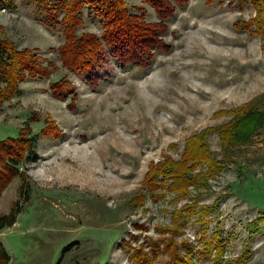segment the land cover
Listing matches in <instances>:
<instances>
[{"label":"rangeland","instance_id":"374dc122","mask_svg":"<svg viewBox=\"0 0 264 264\" xmlns=\"http://www.w3.org/2000/svg\"><path fill=\"white\" fill-rule=\"evenodd\" d=\"M127 7L147 22L157 21L142 0H127ZM63 14L56 0H9L0 9V37L4 34L18 49L36 54L40 64L56 69L23 81L21 95L0 108V139L28 125L37 153L36 160L20 164L21 175L0 195V215L15 203L20 209L14 224L0 230L10 264H135L131 255L136 250L152 257L150 242L171 236L174 213L192 198L210 207L207 222L203 227L201 215L184 214L174 236L188 242L194 264H264V127L249 145L233 146L229 155L218 132H210L212 156L226 165L190 185L189 198L176 201V194L165 192L152 201L142 186L150 162L178 159L188 136L231 122L233 109L264 95L259 37L254 27L235 25L253 17L251 0H188L166 22L169 52L156 51L145 70L122 67L106 54L95 64L96 87L87 83L88 75L61 66L56 48L64 41ZM80 15L77 33L101 37L98 14L83 6ZM206 45L208 53L201 49ZM62 76L77 94L74 110L68 108L69 98L50 93L49 83ZM219 110L224 112L216 114ZM49 120L57 134H40ZM206 168L192 173H206ZM140 189L146 200L137 208L130 199ZM159 227L167 230L161 233ZM213 233L223 245L220 255L204 245ZM167 254L161 252L154 264L167 261Z\"/></svg>","mask_w":264,"mask_h":264},{"label":"trees","instance_id":"16d2710c","mask_svg":"<svg viewBox=\"0 0 264 264\" xmlns=\"http://www.w3.org/2000/svg\"><path fill=\"white\" fill-rule=\"evenodd\" d=\"M56 1L64 10L60 20L64 41L56 48L61 66L88 75L86 81L92 87H96L100 80L95 73V64L102 61L106 54L118 60L122 67L134 65L145 70L152 66L156 51L169 52L171 46L164 39L168 32L166 22L175 13L177 7H182L188 2V0H142L153 8L157 16L156 22H147L143 16L128 10L127 0ZM8 2L9 0H0V9ZM251 5L254 10L253 17L246 21L238 20L235 25L242 30L254 27L252 32L259 37L261 49L264 52V0H251ZM83 6H89L101 18L103 24L101 37L92 32L77 33V28L83 23L80 15ZM52 8L57 9L55 6ZM105 46L107 50L104 49ZM39 60L40 58L30 49H18L10 38L1 34L0 108L3 101H10L13 96L21 95L19 85L23 81L47 77L56 70L54 66L50 68V64H40ZM49 90L55 98H69L68 108L74 110L77 94L66 76L50 82ZM223 112L219 110L216 114ZM233 113L234 118L231 122L218 127H205L188 136L178 159L164 156L161 161L150 162L143 176L142 186L152 201H156L165 192L176 194V201L189 198L187 188L190 185H198L204 182L203 176L213 177L224 169L226 165L224 159L212 156L207 144V135L213 131L218 132L221 147L226 151V155L230 154L233 146L249 145L252 142V136L260 133V129L264 127V95H257L239 105L233 109ZM40 134H57L55 122L49 120L46 127L40 129ZM33 139L31 127L28 125L20 127L14 136L0 139V195L15 177L21 175L19 167L25 159H37ZM171 146L176 147V144ZM202 165L207 167L206 173L199 172L197 175L192 173L194 169ZM23 186H20V193L24 190ZM146 194L142 189L137 190L130 202L134 207H142L145 204ZM218 201L219 197L215 198L213 204ZM209 209L208 205L199 206L197 198L183 203L179 212L174 213L173 226L168 229L171 236L159 237L157 241L150 242L152 257L149 252L141 248L134 250L135 252L131 255L134 263L154 264L153 259L164 252L168 253V260L163 264H194L193 252L188 242L184 239L177 242L174 236L182 229V225L177 224V219L185 220L184 214L186 217L199 214L200 222L204 227ZM19 212L20 209L15 203L9 212L1 214L0 230L13 225ZM136 226L139 227V225ZM174 228L177 230L173 231ZM158 230L164 233L167 229L159 227ZM203 236L204 232L201 238H205ZM204 245L210 250L213 249L217 255L222 254L223 245L221 241H218L216 234L213 233ZM68 248L69 245L64 247L62 252H66ZM182 249L187 253L183 254ZM0 264H10V255L1 241Z\"/></svg>","mask_w":264,"mask_h":264},{"label":"bare ground","instance_id":"6f19581e","mask_svg":"<svg viewBox=\"0 0 264 264\" xmlns=\"http://www.w3.org/2000/svg\"><path fill=\"white\" fill-rule=\"evenodd\" d=\"M195 39H197V38H195ZM197 40H198V39H197ZM201 41H202V40H201ZM201 45H203V44H201ZM204 45H205V43H204ZM195 46H196V45H195ZM206 47H207V45H206V46H202L201 49H203L204 51H206V52L208 53V52H209L208 49H207L208 47H207V48H206ZM201 52H202V51L200 50L199 53H201ZM206 55H207V54H206ZM221 91H222V90H221ZM221 91L217 92L218 95L221 94ZM210 93H211V92H210Z\"/></svg>","mask_w":264,"mask_h":264}]
</instances>
